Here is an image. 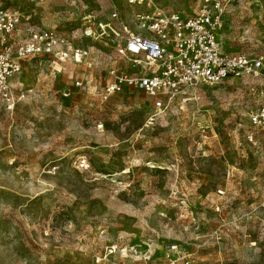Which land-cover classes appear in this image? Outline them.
<instances>
[{"label":"rangeland","instance_id":"rangeland-1","mask_svg":"<svg viewBox=\"0 0 264 264\" xmlns=\"http://www.w3.org/2000/svg\"><path fill=\"white\" fill-rule=\"evenodd\" d=\"M155 1L182 15L204 2ZM219 1L224 51L264 52V0ZM0 8L20 13L19 37L28 26L55 30L102 64L33 57L10 78L11 99L0 100V264H264V130L248 121L250 81L187 87L160 109L138 88L103 97L107 68L123 64L112 29L137 30L124 0Z\"/></svg>","mask_w":264,"mask_h":264},{"label":"built area","instance_id":"built-area-1","mask_svg":"<svg viewBox=\"0 0 264 264\" xmlns=\"http://www.w3.org/2000/svg\"><path fill=\"white\" fill-rule=\"evenodd\" d=\"M124 3L133 9L137 30L129 31L122 22L118 29H112L115 37H121L115 55L123 59V64L107 68L111 79L101 92L103 97L124 86L138 88L160 109L165 106L164 98L169 99L187 87L229 79L250 81L248 89L254 100L248 121L264 130V52L224 51L220 38L223 7L219 0H204L190 15L166 11L155 0H124ZM110 16L120 21L116 7ZM20 22L17 10L0 8V100L11 99L9 80L26 59L44 58L56 67L66 62L85 68L101 67L88 49L73 46L55 30L28 26L24 28L25 36L19 37ZM55 66L52 68L57 70ZM72 83L80 91L89 89V81L84 78H75ZM248 139L252 141L251 134ZM260 144L264 146V136Z\"/></svg>","mask_w":264,"mask_h":264}]
</instances>
